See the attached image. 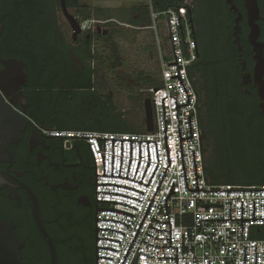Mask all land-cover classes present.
<instances>
[{
	"label": "flooded vegetation",
	"instance_id": "obj_1",
	"mask_svg": "<svg viewBox=\"0 0 264 264\" xmlns=\"http://www.w3.org/2000/svg\"><path fill=\"white\" fill-rule=\"evenodd\" d=\"M64 1L79 24L78 6ZM146 15L141 8L135 20L141 24ZM188 19L195 41L189 74L198 94L205 167L217 182L261 187L264 0H195ZM0 23V96L14 123L22 124L14 142L2 140L0 220L20 243L22 262L49 264L29 189L57 263L66 264L77 247L83 264L86 253L94 258L97 169L82 142L65 145L42 129L88 128L104 110L93 41L105 34L90 29L74 36L60 0H0ZM9 61L17 62L24 77H3Z\"/></svg>",
	"mask_w": 264,
	"mask_h": 264
},
{
	"label": "built area",
	"instance_id": "obj_2",
	"mask_svg": "<svg viewBox=\"0 0 264 264\" xmlns=\"http://www.w3.org/2000/svg\"><path fill=\"white\" fill-rule=\"evenodd\" d=\"M194 2L195 0H143V5H139V7L145 9L149 18V24L138 29H147L151 33L156 48L159 69L158 85L146 87L143 91L150 98L151 103L153 127L151 132H146L145 130L144 132L129 133L42 129V133L49 136L142 141L140 142L141 160L137 171L139 142L132 141L131 161L128 173L130 142H122V161L120 167L121 141H113L112 176L126 178L127 175V179H134L136 182L115 177H96V184H116L144 193L143 195L136 191L117 186L96 185V189L94 187V198L96 192H111L126 195L141 201L138 202L119 195L97 193V200L99 201L121 203L97 202L99 208L116 209L133 215V217H129L122 213L105 211H98L96 213L97 219H112L128 224L127 226L114 221L97 220V228H108L124 233L97 230V238H110L120 241L118 243L106 239H97V247H108L117 251L97 249V256L113 259L97 258V264H121L161 177L168 166L164 143V119L161 100L166 96H173L176 99L177 106L187 103V96L178 78L170 79V77L178 75L176 65L168 66V64L177 61L181 82L190 99L189 104L177 108L181 138H190L188 117H190L191 124L192 138L181 141L187 190H196L192 150H194L199 190H264V186L243 187L229 184L214 185L206 179L198 94L189 74V69L195 60V41L192 37L188 13L192 9ZM166 14L169 17L176 61ZM92 23L93 21L91 20L81 21L79 23L81 31H89L92 28ZM174 98L166 97L163 100L169 167L123 264H132L138 251L143 253L139 254L136 260L139 264H175V259H157V257H175V248L153 247L169 246V239H155L169 238V231H157L149 228L169 230V224L170 247H177V264H185V261L187 262L186 264H207V260H209V264H243V244L245 245V264H254V244H256V264H264V239L256 238L264 229V220H244L242 224V239H240V220H199L229 219V201L230 219H240V201H242V219H252V201H254V219H264V191L189 192L186 190ZM62 139L65 145L67 143L82 142L86 146L92 159L89 144L95 159L97 175H103L101 156H104V175H111V140H105L104 151V141L100 139ZM144 141L156 142L158 166L154 174L153 171L157 165L155 143L148 142L150 163L144 173L148 162L147 143ZM149 180L150 183L148 184ZM140 181L142 184H148V186L137 183ZM172 182L173 193L166 199V211L164 200ZM126 205L137 208V210ZM158 211L159 213H167L168 215L159 214ZM152 219L154 220L152 221ZM168 219L169 224L160 223L168 222Z\"/></svg>",
	"mask_w": 264,
	"mask_h": 264
},
{
	"label": "rangeland",
	"instance_id": "obj_3",
	"mask_svg": "<svg viewBox=\"0 0 264 264\" xmlns=\"http://www.w3.org/2000/svg\"><path fill=\"white\" fill-rule=\"evenodd\" d=\"M77 1L82 21H93L92 31L105 34L93 41L95 70L102 75L98 88L105 105L111 106L131 131L145 130V82L158 79L159 69L151 33L132 23L138 14L133 8L143 5V0ZM87 14L89 18L84 19ZM256 238L264 239V233Z\"/></svg>",
	"mask_w": 264,
	"mask_h": 264
},
{
	"label": "water",
	"instance_id": "obj_4",
	"mask_svg": "<svg viewBox=\"0 0 264 264\" xmlns=\"http://www.w3.org/2000/svg\"><path fill=\"white\" fill-rule=\"evenodd\" d=\"M60 3H61V8H62V12L64 14V17L67 19V21L69 22L71 28H72V31H73V35L76 36L78 33H80L81 29H80V26L78 24V22L76 21V19L71 16L70 14H68L67 12V9H66V5H65V1L64 0H60ZM166 18H167V23H168V28H169V33H170V37H171V42H172V47H173V52H174V56H175V61H176V55H175V50H174V44H173V39H172V33H171V28H170V22H169V17H168V14H166ZM2 33V25L0 23V35ZM17 62L15 61H9L8 63L7 62H4L3 64L6 65L5 67V70L3 71V77L6 79V80H11V79H15L14 77L16 76L18 79L24 77V72L22 70V68L18 67V66H15ZM172 65H176V69H177V73L178 75L177 76H172L170 77V79H174V78H178L186 96H187V103L186 104H183V105H179L177 106V103H176V99L173 97V96H166V97H172L174 98L175 100V108H176V117H177V108L179 107H182V106H186L187 104H189L190 102V99H189V96L181 82V79H180V76H179V71H178V66H177V61L175 63H171V64H168V66H172ZM16 78V79H17ZM162 98L161 100V104H162V111H163V119H164V143H165V150H166V158H167V162H168V166L166 167L162 177H161V180L157 186V189L149 203V206L140 222V225L129 245V248L121 262V264H123L128 252H129V249L135 239V236L155 198V195L162 183V180L168 170V167H169V154H168V144H167V135H166V126H165V117H164V107H163V100L166 98ZM143 111H144V122H145V131L146 132H151L153 127H152V112H151V103H150V98H145L143 100ZM13 116L10 112H8V110L6 109V107H4V103L2 101V98L0 96V154L3 153L5 151V146L2 144V143H5V141L2 142L3 138L4 137H7V139L9 140V142H14L13 141V137H16L18 135V132L19 130H21L22 128V124H16L14 123V121L11 119ZM188 124H189V133H190V138H181L180 137V132H179V124H178V117H177V126H178V134H179V144H180V152H181V161H182V169H183V174H184V181H185V188L187 190V185H186V177H185V171H184V164H183V157H182V149H181V141L182 140H189L192 138V134H191V124H190V117H188ZM51 137H60V139L62 138H81V139H100V140H103L104 141V151H105V140H111V175L110 176H106L104 175V156H101V159H102V164H103V175H97L96 173V176H95V183H94V186H95V189H96V185H108V186H117V187H122V188H126V189H130V190H133V191H136L138 193H141L144 195L143 192L141 191H138V190H135V189H132V188H129V187H126V186H121V185H116V184H106V183H100V184H96V177H115V178H122L120 176H112V167H113V141L114 140H120L121 141V152H120V167H121V161H122V142L123 141H129L130 142V149H129V163H128V168H127V173H128V169H129V165H130V161H131V152H132V141H138L139 142V159H138V163H137V167H136V171L138 169V166H139V163H140V140H123V139H105V138H92V137H67V136H51ZM147 143V156H148V162H147V165L145 167V170H144V173L150 163V158H149V150H148V142H154V141H144ZM74 143V142H73ZM155 143V149H156V142ZM88 144V143H87ZM98 145V144H97ZM89 146V149H90V152H91V155H92V159L94 161V165L96 167V164H95V159H94V156L92 154V151H91V148H90V145L88 144ZM98 149H99V146H98ZM100 151V150H99ZM156 157H157V165L153 171V174L158 166V156H157V149H156ZM192 157H193V165H194V173H195V183H196V190L195 191H189V192H259V191H264V190H219V191H202V190H199L198 189V185H197V174H196V165H195V156H194V150H192ZM120 167H119V173H120ZM136 171H135V174H136ZM144 173H143V176H144ZM152 174V176H153ZM142 176V178H143ZM151 176V178H152ZM135 177V175H134ZM150 178V180H151ZM122 179H126V180H130V181H134L131 180V179H127V175H126V178H122ZM142 180V179H141ZM150 180L148 182V184L150 183ZM136 182V181H134ZM137 183H141L140 182H137ZM148 184H142L144 186H148ZM26 192H27V195H28V198L30 200V204H31V207H32V214H33V217H34V220H35V223L37 225V228L39 230V233L42 237V239L44 240L45 242V245L48 249V254H49V264H58L57 263V254H56V250H55V247L53 245V242H52V239L50 238V236L47 234L46 230L44 229L43 225H42V222H41V217H40V210H39V205H38V202H37V199L35 197V195L29 190V189H26ZM97 193H101V194H113V195H119V196H123V197H127V198H130V199H133V200H136L138 202H141L140 200L138 199H135V198H132V197H129V196H126V195H122V194H117V193H111V192H96L95 194V202H108V203H117V202H112V201H99L97 200ZM173 193V182H172V185L169 189V192L164 200V205H165V208H166V199L167 197ZM117 204H121V203H117ZM125 205V204H123ZM126 206H129V205H126ZM129 207H132V206H129ZM134 208V207H132ZM137 210V208H134ZM98 211H105V212H116V213H122V214H125L129 217H133L132 214H129V213H126V212H123V211H120V210H116V209H110V208H98L96 209V212H95V217H94V233H95V249H94V263L97 264V258H105V259H109V260H113L111 258H108V257H102V256H97V249H108V250H112V251H116L114 249H111V248H108V247H97L96 246V240L97 239H106V240H111V241H115V242H118L120 243V241H117V240H114V239H110V238H97L96 237V233H97V230H109V231H115V232H118V233H121V234H124L123 232H120V231H117V230H113V229H108V228H97V220H106V221H114V222H118V223H121V224H124V225H127L126 223H123V222H120V221H117V220H112V219H97L96 218V213ZM166 211H167V208H166ZM159 213V211H158ZM159 214H162V213H159ZM162 215H168L167 213L166 214H162ZM154 219H152L153 221ZM199 220H205V221H230V220H240V239H242V224H243V221L244 220H264V219H254V201H252V219H242V201H240V219H230V201H229V219H199ZM157 221V220H155ZM157 222H160V221H157ZM160 223H168L169 224V219H168V222H160ZM149 228H152V229H155L157 231H169V238H155V239H169V246H153V245H150L148 243H146L145 241H143L144 243L150 245V246H153V247H163V248H175V257H157V259H175V264H177V247H170V224H169V230H158L156 228H153V227H149ZM147 235V233H146ZM150 236V235H148ZM152 237V236H151ZM154 238V237H153ZM20 243L18 242L15 234L13 233L11 227L6 224L5 222L1 221L0 220V264H28V263H25V262H22L19 255H18V249L20 248ZM117 252V251H116ZM139 254H143L141 252H137L132 264L134 263H137L136 260L139 256ZM146 255V254H144ZM148 256V255H146ZM148 257H151V256H148ZM152 258V257H151ZM187 262L185 261V264ZM139 264V263H137ZM197 264V263H196ZM207 264H209V260H207ZM243 264H245V245L243 244ZM254 264H256V244H254Z\"/></svg>",
	"mask_w": 264,
	"mask_h": 264
},
{
	"label": "trees",
	"instance_id": "obj_5",
	"mask_svg": "<svg viewBox=\"0 0 264 264\" xmlns=\"http://www.w3.org/2000/svg\"><path fill=\"white\" fill-rule=\"evenodd\" d=\"M5 1L7 2V0H3V2L5 3ZM73 2L76 3V5L78 6V2L77 0H72ZM8 4V3H7ZM15 6H19L18 4H15ZM4 10V9H3ZM18 9H15V11H17ZM134 12L138 13L141 10V7H134L133 8ZM5 12H7L6 10H4ZM14 11V15L17 16V13ZM89 14H87L85 18H89ZM133 24H138V22L135 20L132 21ZM149 24V18L148 15H146L144 21L139 24V25H143V26H147ZM110 40V38L108 39V41ZM147 81L145 82L146 87H150V86H157L158 85V80H148V78L146 79ZM145 87V88H146ZM145 97V95H144ZM199 119H200V109H199ZM201 121V119H200ZM202 125V123H201ZM57 130H83V131H102V132H137V131H131L129 128L125 127V125L122 122V119L120 117V115H116L113 112V108H111V106H106L104 108V110L102 111V113H99L96 117L95 120H93V124L91 127L88 128H84V129H79V128H58ZM141 132H144V130H142ZM202 133H203V127H202ZM81 143H78L77 146H79ZM88 155L90 156L89 152ZM91 157V156H90ZM205 176L206 179L209 183L214 184V185H219V184H229V185H236L230 182H225V183H221V182H217L215 180H213L212 178V174H210L207 171V168L205 167ZM264 186V185H262ZM80 256V250L79 248L76 247V250H73L72 252H69L68 254V261L66 264H79L78 260ZM87 259H85V261L83 262V264H95L94 263V258L93 255L86 253ZM82 264V263H80Z\"/></svg>",
	"mask_w": 264,
	"mask_h": 264
}]
</instances>
